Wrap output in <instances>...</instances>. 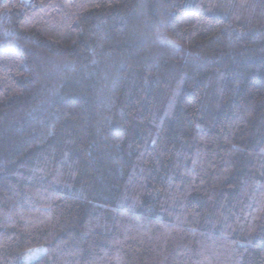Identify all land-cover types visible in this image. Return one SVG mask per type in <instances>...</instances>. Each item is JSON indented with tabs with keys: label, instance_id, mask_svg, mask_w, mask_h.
<instances>
[{
	"label": "trees",
	"instance_id": "16d2710c",
	"mask_svg": "<svg viewBox=\"0 0 264 264\" xmlns=\"http://www.w3.org/2000/svg\"><path fill=\"white\" fill-rule=\"evenodd\" d=\"M40 246L264 264V0H0V264Z\"/></svg>",
	"mask_w": 264,
	"mask_h": 264
},
{
	"label": "rangeland",
	"instance_id": "374dc122",
	"mask_svg": "<svg viewBox=\"0 0 264 264\" xmlns=\"http://www.w3.org/2000/svg\"><path fill=\"white\" fill-rule=\"evenodd\" d=\"M161 42L172 52H177L179 49V46L169 40V39H162ZM45 251V247L40 246V247H36L30 251H28L27 253L24 254L23 256V264H29L31 261L35 260L36 258H38L43 252Z\"/></svg>",
	"mask_w": 264,
	"mask_h": 264
}]
</instances>
